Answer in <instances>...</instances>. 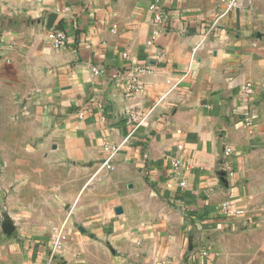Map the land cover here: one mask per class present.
Instances as JSON below:
<instances>
[{"label": "crops", "instance_id": "crops-1", "mask_svg": "<svg viewBox=\"0 0 264 264\" xmlns=\"http://www.w3.org/2000/svg\"><path fill=\"white\" fill-rule=\"evenodd\" d=\"M220 1L0 0V264H264V0Z\"/></svg>", "mask_w": 264, "mask_h": 264}, {"label": "built area", "instance_id": "built-area-1", "mask_svg": "<svg viewBox=\"0 0 264 264\" xmlns=\"http://www.w3.org/2000/svg\"><path fill=\"white\" fill-rule=\"evenodd\" d=\"M244 3V0H221L220 1V11H219V14L217 15V18L216 20L214 21V23L212 24L213 27H215L216 25L219 24V22L224 18L226 17L229 13H231L232 11L236 10V9H239L242 7ZM151 10L155 13H157L155 15V22L156 23H161L163 21V17L161 14L158 13V7L157 5H153L151 7ZM50 39H51V44L54 48L56 49H61V48H65L66 47V43H67V38H66V35L63 33V32H59V31H54L51 35H50ZM124 57H127L126 54H124ZM0 65H1V58H0ZM93 72L97 75L98 73H100L99 69L98 68H93ZM247 89L250 90L251 89V85H247ZM133 119V118H132ZM132 119L130 118L128 121H131L132 122ZM144 118H140V119H135L134 118V124L136 127H139L141 126L143 123H144ZM127 121V122H128ZM251 125V123H249ZM130 136H128L124 141L123 143L114 148L112 150V153L105 159L103 160L102 162V165L100 167V169H112V161H113V158L114 156L121 150V148L126 145L129 140H130ZM234 152L231 148H227L225 150V155L227 157H231L233 156ZM229 170V168H228ZM226 175L229 176V177H232L233 176V171L229 170L226 172ZM182 186H185V183H182L181 184ZM221 213L223 215H227V216H231L233 217V219H237V218H240L242 216L245 215V212L242 211V210H238V209H234L232 207L229 206L228 203H224L222 204V207H221ZM209 251H210V248H207V249H202V251H200V254H202V256H206L209 254Z\"/></svg>", "mask_w": 264, "mask_h": 264}, {"label": "water", "instance_id": "water-1", "mask_svg": "<svg viewBox=\"0 0 264 264\" xmlns=\"http://www.w3.org/2000/svg\"><path fill=\"white\" fill-rule=\"evenodd\" d=\"M116 119L118 122H127L130 119V114L128 110L125 109L122 114L119 113ZM1 228L3 233L6 235H11L16 229L15 224L7 214H3V221L1 223Z\"/></svg>", "mask_w": 264, "mask_h": 264}]
</instances>
